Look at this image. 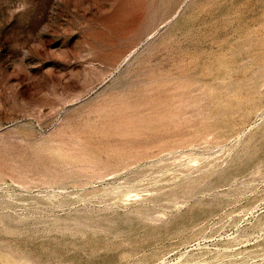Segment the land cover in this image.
I'll return each instance as SVG.
<instances>
[{
	"label": "rangeland",
	"instance_id": "374dc122",
	"mask_svg": "<svg viewBox=\"0 0 264 264\" xmlns=\"http://www.w3.org/2000/svg\"><path fill=\"white\" fill-rule=\"evenodd\" d=\"M262 55L264 0H0V264H264Z\"/></svg>",
	"mask_w": 264,
	"mask_h": 264
},
{
	"label": "bare ground",
	"instance_id": "6f19581e",
	"mask_svg": "<svg viewBox=\"0 0 264 264\" xmlns=\"http://www.w3.org/2000/svg\"><path fill=\"white\" fill-rule=\"evenodd\" d=\"M236 15H237V14H236ZM220 18H221V16H220ZM218 19H219V18H218ZM217 33H218V32H217ZM230 35H231V34H230ZM222 56H224V55H222ZM222 56H221V57H222ZM225 56H226V55H225ZM225 56H224V57H225ZM213 58H214V57H213ZM262 58H263V59L260 60V61H261V64H263V71H262V72L264 73V57H263V55H262ZM215 59H217V58L215 57ZM218 59L220 60V58H218ZM224 59H226V58H224ZM224 59H223V60H224ZM221 61H222V60H221ZM224 61H225V60H224ZM217 62H218V61H217ZM222 62H223V61H222ZM219 63H220V62H219ZM223 64H224V63H222V65H223ZM228 64H230V63H228ZM220 65H221V64H220ZM226 65H227V64H226ZM226 65H225V67H226ZM221 67H222V66H221ZM221 67H220V68H221ZM223 68H224V67H222V69H223ZM226 68H227V67H226ZM228 68H229V67H228ZM228 68H227V69H228ZM217 69H218V67H217ZM219 71H220V70H219ZM208 73H209V72H208ZM215 73H216V72H215ZM227 73H229V72H227ZM200 74H201V73H200ZM230 74H231V72H230ZM225 75H226V74H225ZM228 75H229V74H228ZM208 76H211V75H208ZM249 76H250V75H249ZM227 77H228V76H227ZM231 77H232V76H231ZM251 77H252V76H251ZM229 78H230V75H229ZM233 79H234V78H233ZM233 79H232V80H233ZM181 81H182V80H181ZM228 81H229V80H228ZM230 81H231V79H230ZM179 83H180V82H179ZM179 83H178V84H179ZM218 83H219V82H218ZM191 84H193V83H191ZM229 84H230V83H229ZM194 85H195V84H194ZM227 85H228V84H227ZM217 86H218V84H217ZM228 86H229V85H228ZM190 88H191V87H190ZM236 88H237V87H236ZM192 89H193V87H192ZM203 89H204V88H203ZM226 89H227V88H226ZM226 89H225V90H226ZM177 90H178V92H179V96L177 97V98H178V102L182 101V103H184V102H183V99H184V95L186 94V92H187V90H188L187 87H186V86H179V87L177 88ZM223 90H224V89H223ZM232 90H233V89H232ZM234 91H236V89H235ZM199 92H200V91H198V93H199ZM202 92H203V90H202ZM202 92H201V94H203ZM206 92H208V91L206 90ZM210 92H211V91H210ZM236 92H237V91H236ZM237 93H238V92H237ZM237 93H235V94H237ZM196 94H197V92H196ZM233 94H234V92H233ZM203 95H204V94H203ZM206 96H207V95H206ZM206 96L204 95L205 98H206ZM222 96H223V95H222ZM227 96H228V95H227ZM230 96H232V95H231V91H230V95H229L228 97H230ZM185 97H186V96H185ZM187 97H190V96H187ZM216 97H217V96H216ZM234 97H235V96H234ZM237 98H238V97H237ZM240 98H241V97H240ZM121 99H122V98H121ZM201 99L203 100L202 97H201ZM208 99H209V98H208ZM229 99H230V98H229ZM229 99H227V100H229ZM191 100H194V99H192V97H190L189 101H191ZM205 100H206V99H205ZM205 100H204V101H205ZM209 100H210V99H209ZM223 100H224V99H222V102L224 103L225 100H224V101H223ZM233 100H234V99H233ZM233 100H230V102H231V101L234 102ZM235 100H236V99H235ZM239 100H240V99H237V101H239ZM241 100H242V99H241ZM189 101H186V102H189ZM204 101H201V102H204ZM237 101H235V102H237ZM227 102L229 103V101H227ZM235 102H234V104H235ZM223 103H222V104H223ZM225 103H226V102H225ZM238 103H239L238 105H240V104L243 105L242 101H239ZM195 104H196V103H195ZM195 104H194V106H195ZM200 104H201V103H200ZM205 104H206V103H205ZM218 104H219V103H218ZM226 104H227V103H226ZM229 104H231V103H229ZM229 104H227V105H229ZM123 105H124V104H123ZM178 105H179V103H178ZM186 105H187V104H186ZM192 105H193V104H192ZM196 105H198V104H196ZM220 105H221V104H220ZM236 105H237V104H235V106H236ZM124 106H125V105H124ZM209 106H210V105H209ZM216 106H217V104H216ZM224 106H226V105H224ZM182 107H183V106H181V108H182ZM189 107H192V106H189ZM195 107H198V106H195ZM226 107H227V106H226ZM226 107H225V108H226ZM228 107H229V106H228ZM228 107H227V109H228ZM231 107H232V106H231ZM185 108H186V106H185V104H184V109H185ZM204 108H205V107H204ZM210 108H211V107H210ZM175 109H176V108H175ZM186 109H188V106H187ZM186 109H185V110H186ZM201 109H202V108H201ZM219 109H220V108H218V112H219ZM198 110H199V109H198ZM221 110H222V109H221ZM174 111H175V110H174ZM183 111H184V110H183ZM178 112H179V111H178ZM181 112H182V111H181ZM185 112H186V111H185ZM201 112H203V110H202ZM208 112H209V111H208ZM214 112H215V111H214ZM220 112H221V111H220ZM195 113H196V112H195ZM199 113H200V112H199ZM199 113H198V114H199ZM203 113H204V112H203ZM212 113H213V112H212ZM224 113H225V112H224ZM228 113H229V112H228ZM228 113H227V115H228ZM230 113H231V112H230ZM156 114H157L158 116H160L159 113H156ZM156 114H154V115H156ZM198 114H196V115H198ZM213 114H214V113H213ZM200 115H201V114H200ZM206 115H207V113H206ZM229 115L231 116V114H229ZM176 116H179V115H176ZM181 116H183V113H182ZM210 116H211V115H210ZM174 117H175V115H174ZM174 117H173V118H174ZM203 117H204V115H203ZM213 117H214V116H213ZM222 117L224 118V116H222ZM225 117H226V116H225ZM227 117H228V116H227ZM170 118H171V117H170ZM170 118H169V119H170ZM178 118H179V117H178ZM178 118H177V123L180 121V120L178 121ZM200 118H202V117H200ZM200 118H199V119H200ZM220 118H221V117H220ZM169 119H168V120H169ZM209 119H210V117H209ZM125 120H126V118H125ZM173 120H174V119H173ZM189 120H190V119H189ZM189 120H188V121H189ZM203 120H204V119H203ZM188 121H187V119H186V122H188ZM200 121H202V120H200ZM204 121H205V120H204ZM204 121H203V122H204ZM211 121H212V120H211ZM217 121H218V120H217ZM172 122H173V121H172ZM209 122H210V121H209ZM128 123H129V122H128ZM175 123H176V121H175ZM214 123H215V122H214ZM123 124H124V123H123ZM172 124H173V123H172ZM210 124H211V123H210ZM202 125H203V124H202ZM205 125H206V124H205ZM162 126H163V125H162ZM167 126H168V124H167ZM212 126H213V125H211V127H212ZM206 127H207V126H206ZM202 129H204L203 126H202ZM188 130H189V129H188ZM195 131H196V130H195ZM184 138H185V136H184ZM184 138H183V139H184ZM196 139H197V138H196ZM207 140H209V139H207ZM199 141H200V140H199ZM209 141H210V140H209ZM263 141H264V140H263ZM263 141H262V142H263ZM201 142H203V141H201ZM201 142H200V143H201ZM216 142H221V138H217V139H216ZM214 143H215V142H214ZM211 144H212V143H211ZM58 151H59V150H58ZM61 151H62V150H61ZM61 151H60V152H61ZM66 151H67V150H66ZM244 152H245V151H244ZM62 153H65V152L62 151ZM62 153H60V154L62 155ZM67 153H68V155H69V152H68V151H67ZM245 153H246V152H245ZM71 154H73V153L71 152ZM245 155H246V154H245ZM62 157H63V156H62ZM71 158H73V157H71ZM239 158H240V157H239ZM80 159H82V158H80ZM73 160H74V158H73ZM234 161H235V160H234ZM247 161H248V160H247ZM227 166H228V165H227ZM84 168H85V167H84ZM84 168H82L83 171H84ZM230 168H231V167H230ZM79 171H81V170H79ZM247 174H248V173H247ZM101 175H102V174H101ZM227 175H228V174H227ZM237 177H238V176H237ZM89 179H91V178H89ZM93 179H94V178H93ZM55 180H56V179H55ZM91 180H92V179H91ZM53 183H54V182H53ZM193 184H194V183H193ZM188 189H189V188H188ZM194 208H195V207H194ZM102 219H103V218H102ZM88 222H89V221H88ZM90 222H91V221H90ZM9 259H10V258H8L7 260H9ZM11 260H13V259L11 258ZM11 260H9V261H11ZM15 261H16V260H14V262H15ZM6 262H7V261H6ZM9 263H10V262H9ZM11 263H13V262H11ZM11 263H10V264H11ZM15 263H16V262H15ZM17 263H18V262H17ZM17 263H16V264H17ZM13 264H14V263H13ZM18 264H19V263H18Z\"/></svg>",
	"mask_w": 264,
	"mask_h": 264
}]
</instances>
